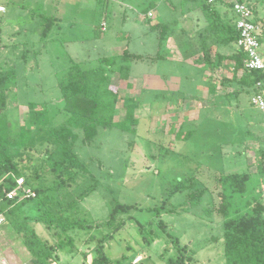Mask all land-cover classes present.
<instances>
[{
	"label": "rangeland",
	"instance_id": "rangeland-1",
	"mask_svg": "<svg viewBox=\"0 0 264 264\" xmlns=\"http://www.w3.org/2000/svg\"><path fill=\"white\" fill-rule=\"evenodd\" d=\"M247 1L254 18L264 20V0ZM201 2L0 0L6 9L0 22V69L13 67L16 73L8 90L6 113L14 128L28 124L30 101L48 106L55 113V124L64 122L67 115L59 110L64 103L61 85L67 82L70 64L93 68L101 64V57L115 59L109 89L119 99L113 121L123 120L127 107L137 117L131 129L98 126L89 144H83L78 132L74 150L97 183L78 200L79 212L76 208L71 211L91 227L70 231L74 250H57L52 264L89 263L100 241L113 261L140 254L139 264H168L169 258L177 257L178 244L189 257L186 264H225L222 217L216 211L222 187L217 180L222 174L249 171L243 202L253 195L264 202V172H256L257 164L264 160V113L250 103L251 93L245 90L221 95L210 91L212 96L207 99V93L200 92L208 75L210 83L216 79L218 85L219 76L230 72L228 59L222 68L203 61L199 34L205 31L196 19L200 12L185 11ZM216 2L208 4L211 7ZM216 7L226 9V18L233 16L227 5ZM180 10L188 17H178ZM43 18H53L45 35ZM169 21L174 33L162 51L169 58L152 61L159 50L158 31L150 26ZM210 39H206L208 43ZM211 46L210 55L216 59L215 44ZM124 49L145 59L129 62V74L121 79L117 69ZM263 50L264 37L260 43L264 58ZM222 52L230 55L232 49ZM163 76L168 83L160 88ZM189 177L193 186L176 189L179 181ZM89 183L88 178L79 187L62 191L57 199L66 204ZM199 189L204 193L191 202L188 194ZM118 204L127 205L128 210L111 218ZM36 231L55 240L40 224ZM21 238L4 223L0 226V264H34Z\"/></svg>",
	"mask_w": 264,
	"mask_h": 264
},
{
	"label": "trees",
	"instance_id": "trees-1",
	"mask_svg": "<svg viewBox=\"0 0 264 264\" xmlns=\"http://www.w3.org/2000/svg\"><path fill=\"white\" fill-rule=\"evenodd\" d=\"M203 10H211L210 5L202 0ZM229 7V5H227ZM230 8V7H229ZM207 12L210 18L206 34H213L217 45L235 44L238 31L234 25V16L226 18V14ZM53 18H43V34L51 26ZM158 31V51L150 59H163L166 55L163 47L172 33L168 23H154L150 26ZM203 61L207 65L219 66L225 59L232 61L231 76L227 81H236L239 85L232 92H252L254 84L263 79L261 71H247L243 60L245 55L237 47L230 55L216 53V59L210 55V47L202 44ZM121 64L117 71L120 78L129 74V62L145 59L144 55L131 53L124 49L120 54ZM101 64L93 68H82L79 62H72L69 67L67 82L62 86L63 110L67 117L60 124L54 123L55 113H51L46 105L30 101L26 114L28 124L12 126L7 117L8 90L15 82V69H0V212L5 217L6 228L15 235H21L20 243L33 258L34 264H52L57 250H74V238L70 231L76 228H90L86 220L72 216V208L77 207L78 200L83 199L95 189L97 183L87 165L81 161L74 150L78 132L82 134L83 144H89L97 134L98 126L111 128L113 126L131 129L137 122L132 108L127 107L125 118L113 121L115 104L119 95L109 89L115 59L99 58ZM244 73L238 77L239 71ZM229 92H227L228 94ZM226 94V93H225ZM132 126V127H131ZM187 137V136H186ZM264 161V160H263ZM256 166V172H264V163ZM250 173H230L221 175L217 180L222 190L219 192L220 204L217 212L222 217L223 225V255L225 264H264V202L259 195H253L251 200L242 199L246 193ZM22 177L26 184L35 191V196L20 201L5 197L1 189H12L16 178ZM90 179L77 198L63 204L57 199L62 191H67L81 182ZM179 181L176 189L193 186V179ZM188 182V185H185ZM251 194H253V190ZM204 193L203 189L190 192V201L198 200ZM240 194V195H239ZM239 201L240 206L234 205ZM55 203L59 204L55 207ZM29 204V205H28ZM28 206L27 210L25 209ZM243 207V208H241ZM241 208V209H240ZM243 209V210H242ZM77 210V208H76ZM120 210H128L124 204L116 205L112 212L113 218ZM79 212V210H77ZM36 224L42 225L51 234L54 241L39 235ZM178 255L169 258L168 264H186L189 257L176 244ZM86 257V254H84ZM128 257L110 260L103 252L101 241L96 246L95 256L85 264H121Z\"/></svg>",
	"mask_w": 264,
	"mask_h": 264
},
{
	"label": "built area",
	"instance_id": "built-area-1",
	"mask_svg": "<svg viewBox=\"0 0 264 264\" xmlns=\"http://www.w3.org/2000/svg\"><path fill=\"white\" fill-rule=\"evenodd\" d=\"M213 3L220 0H205ZM229 5L234 16V25L238 31L235 46L241 49L245 55L243 60L244 68L247 71L258 70L263 74V79L257 81L253 86L250 96V103L264 113V58L260 51V37L262 34V24L254 18L253 8L247 0H222ZM5 5L0 3V22L1 16L5 13ZM148 16H151L149 11ZM5 197L16 201L35 196V191L26 184L22 177L16 178V185L6 190L1 189ZM3 197L0 194V202ZM5 222V217L0 212V226ZM142 256L137 254L121 264H139Z\"/></svg>",
	"mask_w": 264,
	"mask_h": 264
},
{
	"label": "crops",
	"instance_id": "crops-1",
	"mask_svg": "<svg viewBox=\"0 0 264 264\" xmlns=\"http://www.w3.org/2000/svg\"><path fill=\"white\" fill-rule=\"evenodd\" d=\"M203 2V1H202ZM194 3H196V2H194ZM222 4V5H227V3H225V1H222V0H220V1H217L216 3H214L212 6H211V8H209V9H211V11H216L215 12V14H223L225 11H226V9L225 10H220L219 8H217L216 7V5L217 4ZM171 8H174V7H171ZM192 9V10H191ZM185 11H192V12H196V13H198V12H200V15H196V19L198 20V23L199 24H201L202 23V25L201 26H204L203 28H204V31H205V33L203 32V33H201V34H199V39H202L201 40V45L204 43L206 46H208V47H212L211 46V44H215V47H214V49H215V53L216 52H218V53H221V54H225V55H227L226 53H224V52H222V51H225V49L227 48L228 50L230 49H232V51H233V49L236 47L235 46V44H231V45H229V46H225V47H222V46H219V45H217L216 44V42H215V38H214V36H213V34H206V30H207V28H208V23H209V21H210V18H207V12H208V9H206V10H203L202 9V7H201V3H199V4H196V5H194V6H190L189 8L187 7L186 8V10ZM185 11H183V10H180L179 11V16L178 17H180V16H182V15H186L187 16V14H185ZM224 14H226V12L224 13ZM188 17V16H187ZM187 17H185L184 18V21L187 19ZM226 17V16H225ZM183 18V17H182ZM179 19V18H178ZM202 19H203V21H202ZM258 19V18H257ZM183 20V19H182ZM260 21V23L262 24V27H264V20H263V18H260L259 19ZM173 22H176V20L175 21H173ZM172 22V23H173ZM180 23H179V25H181V20L179 21ZM169 23V25H170V21L168 22ZM197 25V22H195L194 23V25L193 26H196ZM262 32H263V29H262ZM174 33V30L172 29V34ZM181 34H178V36H180ZM212 36V37H211ZM264 36H262V34H261V37H260V43H261V41H262V38H263ZM209 39V38H211L210 40H211V43H208V41L206 40V39ZM167 44V43H166ZM233 45V46H232ZM168 46V45H167ZM221 50V51H220ZM210 53H211V50H210ZM263 54H264V50H263ZM166 55V54H165ZM263 56V55H262ZM168 57V55H166V58ZM169 58V57H168ZM229 60V59H228ZM230 61V63H229V67H230V72H229V74L228 75H220L219 76V78H220V81H219V84L217 85V82H218V80H216L215 79V81L214 82H212V83H210V76L208 75V80H207V78H205V77H207V74H204L203 76H204V78H205V84H207V86L209 87H206V85L204 84V86L202 85V86H200L203 90H200V92L201 93H203V94H205V96H206V93H207V96H206V99L208 98V96L210 95V91L211 92H214V94L215 95H217V94H219V95H221V94H225V93H227V92H232V91H235L238 87H234L233 86V84L232 83H236V81H227L228 80V78L231 76V65H232V61L231 60H229ZM178 62H182V61H178ZM200 66H202L203 68H204V66L203 65H200ZM218 67H223V64H221V65H219ZM206 73V72H205ZM209 73V72H208ZM237 76L238 77H240L238 74H237ZM166 78H167V76L166 77H164L163 76V81L161 80L160 81V88H165L166 86H167V83H168V81L166 80ZM224 83L225 84H227V85H224ZM210 84H211V87H210ZM237 84V83H236ZM238 85V84H237ZM225 88V89H224ZM239 89V88H238ZM212 95H210V97H211ZM209 97V98H210Z\"/></svg>",
	"mask_w": 264,
	"mask_h": 264
}]
</instances>
